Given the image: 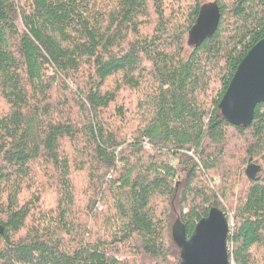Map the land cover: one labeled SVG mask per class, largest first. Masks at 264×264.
<instances>
[{
	"label": "trees",
	"instance_id": "trees-1",
	"mask_svg": "<svg viewBox=\"0 0 264 264\" xmlns=\"http://www.w3.org/2000/svg\"><path fill=\"white\" fill-rule=\"evenodd\" d=\"M262 39L264 0H0V264H180L173 224L214 207L264 264V103L218 107Z\"/></svg>",
	"mask_w": 264,
	"mask_h": 264
},
{
	"label": "water",
	"instance_id": "water-1",
	"mask_svg": "<svg viewBox=\"0 0 264 264\" xmlns=\"http://www.w3.org/2000/svg\"><path fill=\"white\" fill-rule=\"evenodd\" d=\"M219 20L220 12L216 4L203 5L189 31V44L198 46L206 38H211ZM259 103H264V39L257 42L241 60L218 107L230 125L246 128L251 124L254 109ZM258 171L259 167L250 164L246 175L254 179ZM229 226L224 213L214 207L199 220L187 238L182 222L177 219L172 226V234L180 248V264H231L226 244Z\"/></svg>",
	"mask_w": 264,
	"mask_h": 264
},
{
	"label": "rangeland",
	"instance_id": "rangeland-1",
	"mask_svg": "<svg viewBox=\"0 0 264 264\" xmlns=\"http://www.w3.org/2000/svg\"><path fill=\"white\" fill-rule=\"evenodd\" d=\"M171 219H172V223H173L174 220L176 219V215H173ZM172 223H171V224H172Z\"/></svg>",
	"mask_w": 264,
	"mask_h": 264
}]
</instances>
